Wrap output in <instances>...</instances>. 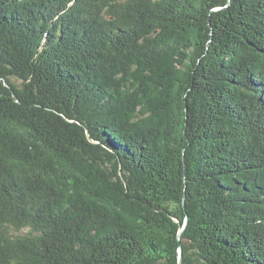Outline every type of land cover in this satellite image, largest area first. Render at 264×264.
I'll return each instance as SVG.
<instances>
[{
  "label": "trees",
  "instance_id": "obj_1",
  "mask_svg": "<svg viewBox=\"0 0 264 264\" xmlns=\"http://www.w3.org/2000/svg\"><path fill=\"white\" fill-rule=\"evenodd\" d=\"M179 249L264 264V0H0V264Z\"/></svg>",
  "mask_w": 264,
  "mask_h": 264
},
{
  "label": "water",
  "instance_id": "obj_2",
  "mask_svg": "<svg viewBox=\"0 0 264 264\" xmlns=\"http://www.w3.org/2000/svg\"><path fill=\"white\" fill-rule=\"evenodd\" d=\"M180 233H181V231H180ZM180 233H179V235H180ZM181 258H182V256H181V250L179 249V264H181Z\"/></svg>",
  "mask_w": 264,
  "mask_h": 264
}]
</instances>
